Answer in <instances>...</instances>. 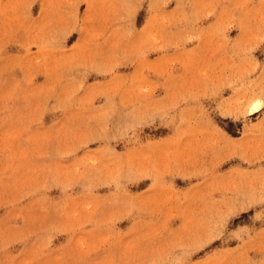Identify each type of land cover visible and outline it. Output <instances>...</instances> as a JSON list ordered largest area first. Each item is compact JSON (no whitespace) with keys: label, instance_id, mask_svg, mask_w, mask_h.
I'll return each instance as SVG.
<instances>
[{"label":"rangeland","instance_id":"1","mask_svg":"<svg viewBox=\"0 0 264 264\" xmlns=\"http://www.w3.org/2000/svg\"><path fill=\"white\" fill-rule=\"evenodd\" d=\"M0 264H264V0H0Z\"/></svg>","mask_w":264,"mask_h":264}]
</instances>
